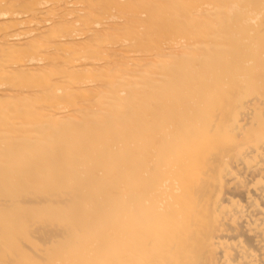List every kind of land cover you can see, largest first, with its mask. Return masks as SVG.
Instances as JSON below:
<instances>
[{
  "label": "bare ground",
  "instance_id": "obj_1",
  "mask_svg": "<svg viewBox=\"0 0 264 264\" xmlns=\"http://www.w3.org/2000/svg\"><path fill=\"white\" fill-rule=\"evenodd\" d=\"M0 264H264V0H0Z\"/></svg>",
  "mask_w": 264,
  "mask_h": 264
}]
</instances>
